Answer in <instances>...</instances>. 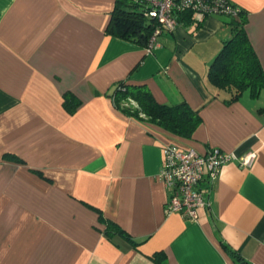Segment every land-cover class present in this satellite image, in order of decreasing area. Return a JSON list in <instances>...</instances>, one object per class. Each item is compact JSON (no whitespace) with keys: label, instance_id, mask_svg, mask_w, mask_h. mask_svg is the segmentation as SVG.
<instances>
[{"label":"crops","instance_id":"0c3cea01","mask_svg":"<svg viewBox=\"0 0 264 264\" xmlns=\"http://www.w3.org/2000/svg\"><path fill=\"white\" fill-rule=\"evenodd\" d=\"M116 1L0 0V264H264V90L227 103L207 81L229 18L181 22L147 53L107 33ZM229 1L264 69V0ZM122 80L199 109L192 136L115 108ZM169 142L235 156L196 220L165 213Z\"/></svg>","mask_w":264,"mask_h":264},{"label":"trees","instance_id":"16d2710c","mask_svg":"<svg viewBox=\"0 0 264 264\" xmlns=\"http://www.w3.org/2000/svg\"><path fill=\"white\" fill-rule=\"evenodd\" d=\"M245 12L240 9L238 17H229L231 36L210 64L207 81L215 92L222 95L227 103L236 101L241 94L250 89L253 93L264 90V69L250 44L245 31ZM180 22H195L191 13L179 17ZM107 33L145 46L152 31V22L146 19L137 4L130 0H117L106 28ZM64 105L72 112L80 102L64 95ZM115 108L123 113L144 120L182 138H190L201 122L199 109H192L186 102L166 105L155 100L144 84H133L127 80L116 83L111 94ZM105 233L111 237L114 233L127 234L115 223L107 222ZM235 258L245 264L243 258L235 253Z\"/></svg>","mask_w":264,"mask_h":264},{"label":"built area","instance_id":"2783aa9c","mask_svg":"<svg viewBox=\"0 0 264 264\" xmlns=\"http://www.w3.org/2000/svg\"><path fill=\"white\" fill-rule=\"evenodd\" d=\"M137 4L143 16L152 22V31L144 49L147 53L159 46L158 36L172 31L181 22L179 17L191 13L195 22L208 15L238 17L241 7L229 0H130ZM163 163L159 177L168 191L165 213H178L196 220L197 209L208 206L207 195L224 164L235 156L218 148L199 152L194 147L181 148L176 143L162 147ZM255 158L248 152L239 159L240 166H249Z\"/></svg>","mask_w":264,"mask_h":264}]
</instances>
